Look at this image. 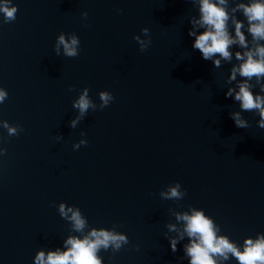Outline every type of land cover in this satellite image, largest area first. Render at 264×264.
<instances>
[{
    "label": "water",
    "instance_id": "1",
    "mask_svg": "<svg viewBox=\"0 0 264 264\" xmlns=\"http://www.w3.org/2000/svg\"><path fill=\"white\" fill-rule=\"evenodd\" d=\"M237 2L247 0H229V10ZM11 5L14 21L0 12V89L8 93L0 104V150H7L0 152V264H35L39 251H63L69 236L93 228L129 239L119 251L101 248L102 264H190L185 222L176 216L201 209L241 251L246 239L264 235V129L255 112L241 113L245 129L230 117L240 109L225 96L235 82L225 81L239 62L215 68L193 50L189 20L199 18L198 0ZM61 34L80 41L76 57L62 45L56 55ZM134 36L151 44L141 52ZM85 88L95 110L71 127ZM101 91L114 96L102 110ZM176 182L181 198L164 199ZM60 203L79 209L81 232L61 217Z\"/></svg>",
    "mask_w": 264,
    "mask_h": 264
},
{
    "label": "clouds",
    "instance_id": "2",
    "mask_svg": "<svg viewBox=\"0 0 264 264\" xmlns=\"http://www.w3.org/2000/svg\"><path fill=\"white\" fill-rule=\"evenodd\" d=\"M199 18H191V28L188 35L194 38L193 50H199L206 61H211L215 68L222 66V61L230 63L235 58L238 64H232L230 75L225 83L235 86L227 87L226 97L239 103V111L230 113L231 119L238 128L249 127V122L241 117L242 112H255L259 116L258 126L264 129V0H247L237 2L229 10V0H198ZM17 7L9 6V0L0 5V12L4 14L5 23L16 19ZM122 11V10H121ZM242 13L246 19H239L235 13ZM85 18L87 13L82 14ZM203 31H200V30ZM145 36H148L149 29H141ZM249 36L254 42L250 47ZM140 45V51H145L151 44V38L145 42L140 36H134ZM80 44L78 38L73 35L66 40L61 34L57 40L55 51L60 55V46H63L64 55L76 57L79 52L77 46ZM234 48L239 49L234 51ZM240 80H237V77ZM254 81V83H253ZM259 89L254 92V89ZM69 90H72L71 88ZM8 97L7 91L0 89V104ZM99 99L102 101L100 110L105 108L114 100L112 93L108 91L99 92ZM74 108L79 109V115L71 121V127H75L77 121L82 119L91 107L95 105L88 98V89L85 88L77 101L73 102ZM3 127L8 130L10 136L17 135L16 127H9L7 121L2 122ZM85 135V133H81ZM57 139H60L57 137ZM80 144L86 145V140ZM75 149L79 145L74 146ZM6 149L0 150L6 154ZM181 187L179 182L175 187H170L167 192L160 195L164 199H180ZM186 192V190H185ZM71 212V216L68 213ZM59 214L61 217L70 219L76 232H81L85 227V219L82 218L79 209H65V204L60 203ZM177 220L185 222L184 232L189 237V243L184 245V254L190 257V264H216L214 256L222 257L225 261L229 256L234 257L238 264H264V235H258L255 240L248 238L244 241L243 250L238 249L234 243L225 235H217L218 228L214 226L213 219L205 214L204 210H193L191 215L177 214ZM170 231L175 230V225H168ZM183 239V236L180 237ZM127 235L116 233L101 228H93L87 235L80 238L69 236L65 241L63 251L60 248L49 250L47 255L41 250L35 255V264H102L98 257V251L103 248L107 250L112 247L119 251L123 245H127ZM179 241L175 238L169 240L172 253L178 251Z\"/></svg>",
    "mask_w": 264,
    "mask_h": 264
}]
</instances>
